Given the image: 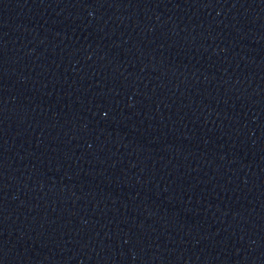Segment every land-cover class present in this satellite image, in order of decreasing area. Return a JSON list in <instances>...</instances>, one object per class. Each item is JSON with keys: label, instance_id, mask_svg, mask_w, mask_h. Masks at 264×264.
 Segmentation results:
<instances>
[{"label": "water", "instance_id": "water-1", "mask_svg": "<svg viewBox=\"0 0 264 264\" xmlns=\"http://www.w3.org/2000/svg\"><path fill=\"white\" fill-rule=\"evenodd\" d=\"M0 264H264V0H0Z\"/></svg>", "mask_w": 264, "mask_h": 264}]
</instances>
